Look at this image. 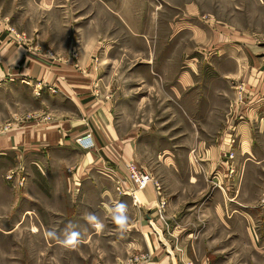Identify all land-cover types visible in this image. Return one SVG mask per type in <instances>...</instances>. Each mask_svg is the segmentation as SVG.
<instances>
[{"label":"crops","instance_id":"1","mask_svg":"<svg viewBox=\"0 0 264 264\" xmlns=\"http://www.w3.org/2000/svg\"><path fill=\"white\" fill-rule=\"evenodd\" d=\"M154 1L0 0V84L19 82L30 96L26 112L15 106L12 122L0 126V179L10 169L8 173L14 176L23 170L28 175L23 178L26 193L21 191L19 196L0 183L2 238L23 242L14 229L28 225L13 219L26 210L23 204H41L49 219L59 220L57 225L53 220L45 222V238L54 227L57 234L62 233L67 225L64 214L74 211L70 222L78 226L83 238L84 200L104 215V204L123 202L128 205V230L121 235L115 228L118 234L106 241L125 244L129 252L147 253L144 264H166L169 257L149 230L147 217L155 216L160 200L164 221L174 222L175 215L167 214V207L175 205L171 210L176 213L179 206L193 203L196 182L213 170L225 150L227 135L234 134L232 163L241 182L227 200L233 203L227 210L241 212L245 225L261 226L263 231L258 238L254 236L252 249L254 255L257 252L254 261L264 264V124L257 118L264 114L261 7L257 0ZM8 3L18 5L17 13L7 8ZM80 3L88 6L80 7ZM25 4L34 17L43 16L42 28L18 30L15 23H7L15 19L13 13L18 19L24 14L29 17ZM85 9L92 10L91 16L85 17ZM131 12L135 13L132 17ZM112 33L140 36L135 47H129L141 53L140 60L124 63L123 75L113 79L114 83L138 84L140 95L134 98L138 103L127 101L126 96H136L134 92L125 93L121 102L115 94L104 99L101 93L95 95L92 85L102 82L99 67L79 60L74 67L69 58L73 40L83 43L84 36L100 40ZM151 35L166 37L164 51L173 53L169 59L148 57L149 52H158L148 43ZM182 38L187 45L179 47L177 41ZM95 45L94 38L91 49ZM56 50L66 52L68 58L57 56ZM239 84L246 92L245 105L234 107V87ZM17 99L4 104L10 103L11 108ZM86 133L93 146L80 151L74 140ZM128 163L148 172L159 182L160 191L149 185L130 193L131 185L124 180ZM117 184L128 193H117ZM73 193L78 195L74 206ZM205 206L216 211L217 205ZM217 208L223 212L227 207ZM220 222L234 225L226 219ZM146 231L162 247L161 252L151 240L145 241ZM30 234L26 238H32ZM96 237L98 243L105 238ZM47 243L52 249L60 245L48 238Z\"/></svg>","mask_w":264,"mask_h":264},{"label":"rangeland","instance_id":"2","mask_svg":"<svg viewBox=\"0 0 264 264\" xmlns=\"http://www.w3.org/2000/svg\"><path fill=\"white\" fill-rule=\"evenodd\" d=\"M257 1L259 7H261L259 12L264 15V7L262 6L264 1ZM81 4L85 8L88 6L87 4L80 3V7L82 6ZM27 7L28 5L25 4V10L30 12L28 18L27 14H24L21 19H18L19 15L13 13L15 19L13 21L9 19L7 23H15V25H17V28H15L18 30L42 28L43 16L36 15L34 17L31 10H28ZM7 8L11 11L14 10L17 13L18 5L8 3ZM91 12V9H85V17H88L89 14L91 16ZM71 13L72 11L69 9L68 14ZM132 14L135 13L131 12L128 15L132 17ZM151 14L154 16V12ZM128 30L129 29L124 30V33ZM261 32H264V28H261ZM127 37H131L132 40L130 41ZM138 37L140 36L121 35L120 37H117L112 33L109 36H100V40L97 39V36H84L83 43L77 40L72 41V49L68 53L69 58H71L74 63L77 60L85 63L89 62L90 66L93 65L100 69L99 76L101 77L102 82L92 85V90L96 93L95 95L101 93L104 99L106 96L115 94L116 100L120 101V99H123L125 93L129 94L134 92L136 96H132V94V97L130 95L126 96V98H128L127 101L138 103V101L134 99L140 95L138 84H125L122 83V81L120 83L113 82V79H115L116 76L123 75L124 63L140 60L141 53L129 51V47H135L133 43L138 42ZM150 37L148 38L149 45H155L158 52H149L148 57L152 58L153 55H158L157 59H169L173 53L170 51H164V45L167 43L165 40L166 37L164 35L160 37L151 35ZM94 38L96 45L91 49L92 44L94 43ZM260 39V43H262V41H264V34L260 35ZM185 41V38L177 41L178 46H186L187 42ZM97 42H99V44H97ZM73 51L76 54L75 58L72 56ZM55 53L57 56H64L63 58L67 57L66 52L56 50ZM181 53H184V55L187 54V52L183 51H181ZM187 58L188 57L186 56L185 60ZM261 60L264 65V54ZM28 92L29 89L19 82L3 83V85L0 84V126L12 122L13 116L11 112L15 106L19 105L21 111L26 112L29 107L28 102L30 96ZM147 93L149 94V89H147ZM13 98L18 99L12 104L11 108L10 103L7 105L4 104V101H11L10 99ZM233 98L235 100V91ZM221 156L222 152L219 153V158ZM219 158L213 170L207 171L203 177L198 179V183L196 182L195 200L193 203H185L179 206V208L176 209V213L171 210L175 205L170 204L167 207V214L173 213L175 215V221H166L165 225L157 221L155 223V229H159L160 231V233H158L156 230L157 235L151 228H149L151 233L155 237L157 236L161 241V245H163V249L169 257L168 259H165L168 262L166 264H184L187 261H190L193 264H200L202 261H207L209 264L260 263L259 260L254 261V258L257 259V252H255L256 255H254L252 241L254 236L258 238V233L261 234L263 230L261 226L253 227L252 225L243 224L242 218L244 219V216L241 212L237 213L236 211L230 212V210H227L230 207L229 205H233V203H229L227 200H231L233 194H235V191L241 182V176L240 173H238L237 176L235 175V166H233L234 173L230 177L227 176ZM10 166H12V163L8 164V167ZM9 171H5L1 176L0 183L2 187L16 195L21 191L22 193H26V188L24 186L25 180L23 179L28 177L26 172L23 170L21 173H18V176H14L13 172L11 171L12 173H8ZM15 171L17 170H14V172ZM7 177H9V179H6ZM21 197L23 196L21 195ZM77 197L78 195L73 193L71 197V205L74 206L77 204ZM207 203L213 206L217 205L218 207L223 205V210L224 207L227 208L225 211L221 212L216 206V211H209V206H205ZM71 205L69 204V209L71 208ZM83 206L84 216L86 213H95L104 222V229L101 232H97L90 225L86 226L87 223L84 220L85 227L83 228V238L81 240L83 242L80 243L77 248L66 249L59 245V248L52 249L53 247H50V244L47 243V238H45L44 224L47 221L49 222L53 220L57 225L59 220H54L56 217H51L52 219H49L45 212L42 211L41 204H23L21 208L25 207L26 210H21L13 216V219L24 220L28 225L25 227H16L14 229L16 237L20 241L23 240V242L18 243L15 242L16 240H14L13 243H11V241L7 242L2 238L4 235L0 233V264H127V261L134 257L147 255L145 252L136 253V251H126L125 244H114L106 241L107 237L118 234V231L115 229L116 226L113 224L110 216L92 210V206L87 200H84ZM74 216L75 212L69 210V212L64 214L63 222L68 224L75 218ZM153 218H155V216H153ZM148 219L149 218L147 217L146 221H148ZM222 219L232 221L231 223L234 225L225 226L223 222H220ZM191 220L193 221L191 224H186L187 221ZM52 229H54V231H59L56 227ZM29 233H31L30 236H33L32 238H26ZM151 233L146 231V235L144 236L145 241L149 243V240H151L156 250L161 252L160 248L162 247H160V245L158 247L155 244L154 237ZM97 235L104 236V240L98 243L99 239H97ZM95 240L98 242H95ZM161 254L165 255L164 252ZM144 261L143 263L138 264H144Z\"/></svg>","mask_w":264,"mask_h":264},{"label":"built area","instance_id":"3","mask_svg":"<svg viewBox=\"0 0 264 264\" xmlns=\"http://www.w3.org/2000/svg\"><path fill=\"white\" fill-rule=\"evenodd\" d=\"M74 50V49H73ZM73 58L76 57V54L74 51L72 52ZM74 67H76V64H74ZM235 91V100H234V107H239L241 105H245L244 101L246 99V92L241 84L237 85L234 87ZM240 118L239 116L237 119ZM259 122L264 124V114H259L257 116ZM226 146L225 150L222 152L221 156V165L225 172L227 173V176H231L234 173V167H233V150L234 146L236 144L235 141V136L234 134H229L227 135L226 139ZM74 144L77 147L78 150L80 151H88L92 148V139L88 133L84 134L81 137H78L74 140ZM6 179H9L7 177ZM124 180L127 181L130 185L132 190L130 191H139L143 190L147 186H152L154 190L158 193L160 191V184L158 183L157 180H155L148 172H145L138 167H136L133 163H128L125 165L124 168ZM115 191L117 193L125 194L128 193L127 190L123 189L120 187V184H117L115 187ZM261 201H264V193L261 195ZM163 208H164V203L162 201H158L156 206L154 207V212H155V218H149L147 221L148 226L152 229V231L157 235L156 230L158 233H160L159 229H155V223L159 221L163 225L166 224V222L163 219ZM145 260L144 255H140L137 257H134L130 260L127 261V264H138V263H143ZM184 264H193L190 261L185 262ZM200 264H209L207 261H202Z\"/></svg>","mask_w":264,"mask_h":264},{"label":"clouds","instance_id":"4","mask_svg":"<svg viewBox=\"0 0 264 264\" xmlns=\"http://www.w3.org/2000/svg\"><path fill=\"white\" fill-rule=\"evenodd\" d=\"M104 208L120 234L123 235L128 230L130 223L128 205L123 202H117L114 205L106 203ZM84 219L97 232H101L105 227L104 222L95 213H86ZM77 227V225L69 222L62 233L57 234V232L49 230L46 231V236L49 240L58 242L66 249H75L82 240L81 232L77 230Z\"/></svg>","mask_w":264,"mask_h":264},{"label":"bare ground","instance_id":"5","mask_svg":"<svg viewBox=\"0 0 264 264\" xmlns=\"http://www.w3.org/2000/svg\"><path fill=\"white\" fill-rule=\"evenodd\" d=\"M137 197V196H136Z\"/></svg>","mask_w":264,"mask_h":264}]
</instances>
